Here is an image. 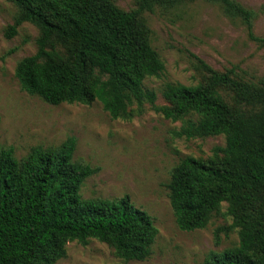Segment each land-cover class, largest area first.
<instances>
[{
	"label": "trees",
	"instance_id": "1",
	"mask_svg": "<svg viewBox=\"0 0 264 264\" xmlns=\"http://www.w3.org/2000/svg\"><path fill=\"white\" fill-rule=\"evenodd\" d=\"M4 1L17 8L6 38L23 23L38 30L36 52L15 67L20 90L51 106L98 102L116 120L131 109L154 108L156 94L144 82L164 70L142 15L195 0H134L129 11L113 0ZM204 1L240 21L247 39L264 49V37L253 33L251 10L235 0ZM193 59L202 81L165 84L167 105L154 109L181 121L175 137L222 136L224 146L204 160L182 157L172 168L166 189L175 225L192 232L214 216L228 217L231 224L214 237L235 230L237 245L209 253L203 264H264V79L245 80L233 68L217 72ZM75 147L76 139L68 137L57 147H31L19 160L11 148H0V264H55L68 244L91 240L123 262L151 255L157 229L128 196H80L84 181L99 169L73 160Z\"/></svg>",
	"mask_w": 264,
	"mask_h": 264
},
{
	"label": "rangeland",
	"instance_id": "2",
	"mask_svg": "<svg viewBox=\"0 0 264 264\" xmlns=\"http://www.w3.org/2000/svg\"><path fill=\"white\" fill-rule=\"evenodd\" d=\"M235 1L254 13L253 33L264 37V0ZM113 2L124 11L134 9V0ZM16 15L14 4L0 0V148H11L19 160L31 147H57L68 137L75 138L73 160L99 169L84 181L80 196H128L157 229L145 261L123 262L112 248L91 240L85 246L68 244L65 257L55 264H203L209 253L236 246L235 230L220 231L218 239L214 237L216 229L231 224L228 217L214 216L201 230H178L167 198L166 184L178 161L185 156L204 160L213 149L224 146V138H177L174 133L181 121L166 120L154 108L167 105L161 96L165 84L194 86L202 81L193 57L217 72L233 68L245 80L264 79V49L247 39L240 21L226 18L217 5L204 0L167 12L144 13L151 47L164 65L158 78L144 82L156 94L154 108L144 105L113 120L98 102L51 106L20 90L15 67L36 52L38 30L23 23L15 36L6 38ZM225 208L222 204L221 212Z\"/></svg>",
	"mask_w": 264,
	"mask_h": 264
}]
</instances>
